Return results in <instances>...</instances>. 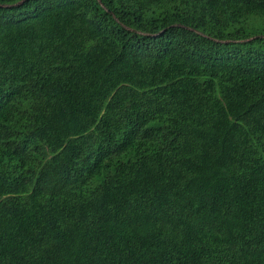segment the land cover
I'll return each instance as SVG.
<instances>
[{
	"label": "trees",
	"instance_id": "16d2710c",
	"mask_svg": "<svg viewBox=\"0 0 264 264\" xmlns=\"http://www.w3.org/2000/svg\"><path fill=\"white\" fill-rule=\"evenodd\" d=\"M0 264H264V0H0Z\"/></svg>",
	"mask_w": 264,
	"mask_h": 264
}]
</instances>
